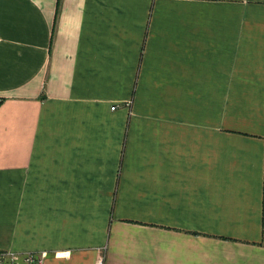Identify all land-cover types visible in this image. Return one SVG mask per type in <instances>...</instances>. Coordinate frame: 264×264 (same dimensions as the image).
Wrapping results in <instances>:
<instances>
[{"label": "crops", "instance_id": "obj_1", "mask_svg": "<svg viewBox=\"0 0 264 264\" xmlns=\"http://www.w3.org/2000/svg\"><path fill=\"white\" fill-rule=\"evenodd\" d=\"M0 250L264 264V0H0Z\"/></svg>", "mask_w": 264, "mask_h": 264}, {"label": "built area", "instance_id": "obj_2", "mask_svg": "<svg viewBox=\"0 0 264 264\" xmlns=\"http://www.w3.org/2000/svg\"><path fill=\"white\" fill-rule=\"evenodd\" d=\"M112 109L115 105L111 106ZM44 252L0 250V264H42Z\"/></svg>", "mask_w": 264, "mask_h": 264}]
</instances>
